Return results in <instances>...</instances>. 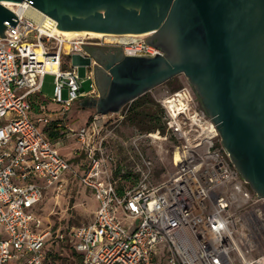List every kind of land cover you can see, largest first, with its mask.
<instances>
[{
	"label": "built area",
	"instance_id": "1",
	"mask_svg": "<svg viewBox=\"0 0 264 264\" xmlns=\"http://www.w3.org/2000/svg\"><path fill=\"white\" fill-rule=\"evenodd\" d=\"M1 4L18 21L6 25V38H0V264H52L46 253L50 237L69 242L80 264H264V254H256V239L264 237V198L236 171L189 86L164 88L155 97L168 134L162 139L173 142L172 170L155 185L152 161L139 153L138 183L117 190L103 148L107 122L100 116L77 130L65 124L80 93L78 66L64 67V58L85 59L87 46L153 58L162 55L158 47L138 37H65L43 30L33 13L46 15L28 2ZM46 74L53 77L49 102L59 106L56 121L40 91ZM91 76L89 71L86 78ZM52 124L61 138L80 144V172L58 152L61 138L47 137ZM66 172L93 195V220L65 232L37 233L40 220L31 210L49 188L63 189Z\"/></svg>",
	"mask_w": 264,
	"mask_h": 264
},
{
	"label": "water",
	"instance_id": "2",
	"mask_svg": "<svg viewBox=\"0 0 264 264\" xmlns=\"http://www.w3.org/2000/svg\"><path fill=\"white\" fill-rule=\"evenodd\" d=\"M24 1L60 31L149 35L145 43L163 54L104 65L96 113H117L183 74L230 162L264 198V0H0V38L18 21L1 3Z\"/></svg>",
	"mask_w": 264,
	"mask_h": 264
},
{
	"label": "rangeland",
	"instance_id": "3",
	"mask_svg": "<svg viewBox=\"0 0 264 264\" xmlns=\"http://www.w3.org/2000/svg\"><path fill=\"white\" fill-rule=\"evenodd\" d=\"M148 37L149 35L138 38L146 40ZM119 38L128 41L134 37L109 36L102 39L104 41H113ZM111 49L117 50L115 47H111ZM69 59V57L63 59L64 67L69 63ZM87 71L88 69L84 65L78 66V86L80 91L83 92L90 91L94 85L92 80L86 78ZM184 86L188 87V82L183 74H179L163 84L154 87L150 91L145 92L144 99L138 101L140 107H138L137 112H149V117L135 114L129 115L127 110L130 103H128L121 107L117 113L105 119L107 122L104 128L106 132L105 130L101 132L102 136H106L103 142V148L107 157V166L113 172L118 189H133L138 183V175L136 172L141 168L138 157L139 153L150 158L152 161L153 170L150 184L155 185L163 181L168 173L171 172L173 142L169 138L167 140L162 139L168 134L167 130L163 129V114L160 111L155 97L164 88L169 91H175ZM52 90L53 77L46 74L42 78L40 91L42 96L47 99V103H50L49 99L52 96ZM62 96L63 98L66 97L65 91H63ZM80 110L86 116L83 119L80 114L76 116ZM94 112L95 110L88 106L75 104L67 113V116L70 115L68 121H71V128H75L80 122L82 124L87 118L92 117ZM151 116L158 117V123ZM74 117L76 118L74 119ZM73 122L76 125H73ZM152 134H157L160 138L151 139ZM59 146L60 153L66 159L75 156V150L78 153L81 151V146L76 142H61ZM69 161L71 162L70 159ZM83 164L84 158L82 155L78 161H72V167L75 165L78 172H80L78 168ZM64 177L67 178V181L63 189L59 193H55L54 187L49 188L44 192L40 204L31 210V213L40 220L37 233H42L45 230L65 232V230L71 227L87 225L93 220L96 205L92 194L70 177L69 172H66ZM49 239L52 238L50 237ZM60 245L59 248L55 246L58 258L65 260L63 264H74L73 260L75 258L71 250L65 247V242H61ZM257 253L264 254V237L259 235L256 239Z\"/></svg>",
	"mask_w": 264,
	"mask_h": 264
},
{
	"label": "crops",
	"instance_id": "4",
	"mask_svg": "<svg viewBox=\"0 0 264 264\" xmlns=\"http://www.w3.org/2000/svg\"><path fill=\"white\" fill-rule=\"evenodd\" d=\"M84 51H85V55L87 56L85 59H82L81 57H78V56H72V57H70L69 63L66 64V66H70V65H77V66L84 65L88 69L87 73L89 71L91 72L92 76H91L90 80L93 81L94 85H93L92 89L90 91H88V92L80 91V88H79V93H80L79 98L72 105V107L75 104H79L80 106H88V107H90V108L95 110L93 116L94 115L100 116L101 122L104 123V122H106L105 119H107L108 116L113 115L115 113H111L110 112V113H107L106 115H99V114L96 113V109H95L94 106H92L91 101L92 100H97L98 98L101 97L99 88L101 89L102 86L104 85V78H105V75H107V72H106V70L104 68V65H106L108 63H112L113 65L116 64L117 63V61H116L117 57L116 56L118 54L116 53L115 50H113L111 48H97V47H91V46L85 47ZM45 101H46L45 106H46V110L48 112V115L50 116L52 121H56L57 119H59V106H57L55 104H52V103H47V99H45ZM78 112H77L76 116H78L80 114L82 116V119L86 117L83 111L80 110ZM69 116H67V114H66L64 121H65V124H67V126H69L71 128V126H70V122L71 121L70 120L68 121ZM71 116H72V114H71ZM75 118L76 117H74V119ZM90 118H87L82 124H81V122L78 123L79 124L78 126H75V128H71V129L77 130L78 128L86 125L88 123V121L90 120ZM73 125H76V124H74V122H73ZM58 138H61V136H59V133H57V138H55V139H53V138L51 139L50 138V139L51 140H57ZM61 142H76V143H78L73 138H66V139L65 138H61ZM59 148H60V146H58V148H57L58 152L60 153ZM74 153H75V156H72L71 158H69L71 160V162L72 161H78V159H80V155L82 154V150L79 153L76 152V150H75ZM60 155L63 156L61 153H60ZM69 159H66V160H69ZM86 190H88V189H86ZM92 197H93V195H92ZM95 205H96V202H95Z\"/></svg>",
	"mask_w": 264,
	"mask_h": 264
},
{
	"label": "trees",
	"instance_id": "5",
	"mask_svg": "<svg viewBox=\"0 0 264 264\" xmlns=\"http://www.w3.org/2000/svg\"><path fill=\"white\" fill-rule=\"evenodd\" d=\"M145 95L146 94H143V95L139 96L138 98H136L135 100H133L132 102H130V104L128 105V110H127V113L129 115L135 114V115H142L143 117H145V116L146 117H149L150 116V113L149 112H137L138 107H140V105L138 104V101H140L141 99H144L143 97H145ZM43 102H45V101H43ZM158 106H159V104H158ZM159 108H160V111L163 114V110L161 109L160 106H159ZM202 109H203V107H202ZM151 117H152L153 120H157V123H158V121H159V118L158 117H156V116H151ZM154 127H156V126H154ZM163 129L166 130L165 123H164V115H163ZM45 133H46V135H47V137L49 139L50 138L51 139L52 138L55 139V138H57L58 131L55 129L54 124H52L49 128H46L45 129ZM112 180L115 182V186H116V181H115L116 179H114V177H113V172H112ZM116 188H117V190L119 192H122L123 191L121 189H118L117 186H116ZM60 243L61 242H57L54 239H49L47 241V243H46V253H47V256L49 258L50 263H52V264H63L64 261H65L64 259H59L58 258V256H57L58 254H57V252L55 250V246H57L58 248L61 246ZM65 247H68L71 250L72 255L75 258L73 260V263L74 264H80V260H81L80 255L75 252V250L72 247V245L69 242L66 241L65 242Z\"/></svg>",
	"mask_w": 264,
	"mask_h": 264
},
{
	"label": "bare ground",
	"instance_id": "6",
	"mask_svg": "<svg viewBox=\"0 0 264 264\" xmlns=\"http://www.w3.org/2000/svg\"><path fill=\"white\" fill-rule=\"evenodd\" d=\"M6 3H10V2H6ZM13 4H15V3H13ZM33 15H34L35 19L37 20V22L41 25V28L43 30L49 29L51 32L56 33V34H60V35L65 36V37L89 36V38H105V37H109V36H116V35L99 34V33H94V32H87V31H80V32L60 31L56 27L53 26V22L51 21V19L49 17L43 16L41 18L34 13H33ZM146 35L147 34H144V35H122V37H140V36L142 37V36H146Z\"/></svg>",
	"mask_w": 264,
	"mask_h": 264
},
{
	"label": "flooded vegetation",
	"instance_id": "7",
	"mask_svg": "<svg viewBox=\"0 0 264 264\" xmlns=\"http://www.w3.org/2000/svg\"><path fill=\"white\" fill-rule=\"evenodd\" d=\"M116 51V53L118 54V55H120L121 54V52L120 51H118V50H115ZM163 54V53H162ZM175 77V76H174ZM185 77V76H184ZM186 78V77H185ZM186 80H187V82H188V85H189V87L191 88V90H192V92H193V94H194V96H195V98H196V100L198 101V103L201 105V101H200V98H199V96L197 95V93L195 92V89H194V87L190 84V82H189V80L186 78Z\"/></svg>",
	"mask_w": 264,
	"mask_h": 264
}]
</instances>
